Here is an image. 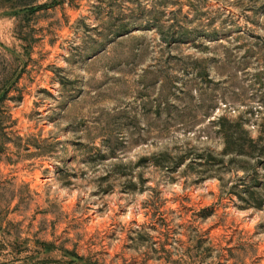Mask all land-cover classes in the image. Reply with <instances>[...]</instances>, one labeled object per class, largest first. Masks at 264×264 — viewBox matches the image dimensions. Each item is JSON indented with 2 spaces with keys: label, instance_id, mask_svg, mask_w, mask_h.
<instances>
[{
  "label": "rangeland",
  "instance_id": "rangeland-1",
  "mask_svg": "<svg viewBox=\"0 0 264 264\" xmlns=\"http://www.w3.org/2000/svg\"><path fill=\"white\" fill-rule=\"evenodd\" d=\"M221 116L264 135V0H0V264H264Z\"/></svg>",
  "mask_w": 264,
  "mask_h": 264
},
{
  "label": "trees",
  "instance_id": "trees-1",
  "mask_svg": "<svg viewBox=\"0 0 264 264\" xmlns=\"http://www.w3.org/2000/svg\"><path fill=\"white\" fill-rule=\"evenodd\" d=\"M217 123L219 129L223 135L224 147L222 153L224 155L234 153L237 155H264V135L259 133L257 137H253L250 133V129L243 125V123L238 120H229L224 116L218 118ZM186 160V155H180L177 163L180 165ZM262 166L264 167V159L260 160ZM248 194L254 197L256 192L254 189H245ZM259 206L260 203H256Z\"/></svg>",
  "mask_w": 264,
  "mask_h": 264
}]
</instances>
